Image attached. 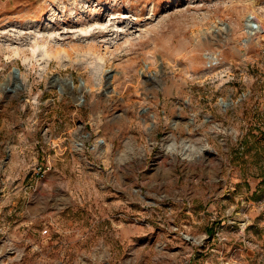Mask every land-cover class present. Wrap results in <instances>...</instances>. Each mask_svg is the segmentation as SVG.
Wrapping results in <instances>:
<instances>
[{"label": "rangeland", "instance_id": "1", "mask_svg": "<svg viewBox=\"0 0 264 264\" xmlns=\"http://www.w3.org/2000/svg\"><path fill=\"white\" fill-rule=\"evenodd\" d=\"M0 231V264H264V0H0Z\"/></svg>", "mask_w": 264, "mask_h": 264}, {"label": "bare ground", "instance_id": "2", "mask_svg": "<svg viewBox=\"0 0 264 264\" xmlns=\"http://www.w3.org/2000/svg\"><path fill=\"white\" fill-rule=\"evenodd\" d=\"M256 16L255 14L252 12L250 13L247 18H246V24H245V28L247 29L248 32H251V33H259L260 32V29H259V25L257 23V20H256ZM250 33V34H251ZM186 157H188L189 155L185 154Z\"/></svg>", "mask_w": 264, "mask_h": 264}, {"label": "built area", "instance_id": "3", "mask_svg": "<svg viewBox=\"0 0 264 264\" xmlns=\"http://www.w3.org/2000/svg\"><path fill=\"white\" fill-rule=\"evenodd\" d=\"M1 232V231H0ZM48 232H49V230L48 229H45V230H43V232H42V235H47L48 234ZM188 238V237H187ZM188 239H190V238H188Z\"/></svg>", "mask_w": 264, "mask_h": 264}]
</instances>
